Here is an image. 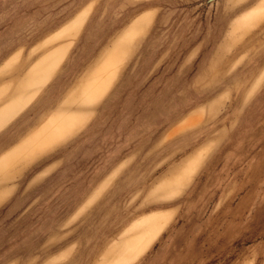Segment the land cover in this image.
Wrapping results in <instances>:
<instances>
[{"label": "rangeland", "instance_id": "374dc122", "mask_svg": "<svg viewBox=\"0 0 264 264\" xmlns=\"http://www.w3.org/2000/svg\"><path fill=\"white\" fill-rule=\"evenodd\" d=\"M206 1L0 0V104L16 71L39 58L0 107V128L68 45L53 81L62 68L97 64L137 20L145 27L136 40V28L118 39L131 41L121 66L111 54L0 155V264H105L156 221L158 232L128 264L146 249L133 264H264V6L249 12L261 0ZM115 72L93 111L83 112L82 128L58 147L63 153H44L14 173L72 132L81 105ZM198 109L201 123L172 131ZM185 141L215 147L199 168L205 150L192 157L156 189L167 198L157 197L156 186L189 154Z\"/></svg>", "mask_w": 264, "mask_h": 264}, {"label": "crops", "instance_id": "0c3cea01", "mask_svg": "<svg viewBox=\"0 0 264 264\" xmlns=\"http://www.w3.org/2000/svg\"><path fill=\"white\" fill-rule=\"evenodd\" d=\"M261 1L258 2L255 7L250 9L249 12L250 11H254V10L256 11L258 8H261V6H264V0L262 1V3H261ZM130 28H136L137 31L139 30L138 31L139 33L131 41L136 40L145 31V27L141 26V24H139L138 20H137L136 22H134V24H132V26L126 28L125 30H123L118 35L116 40L105 50L104 55L102 56V58L99 60V62L97 64H94V65L90 66V68H88V69L86 68L87 70L83 69V68L77 69L75 67L74 68L73 67H70V68L67 67L66 69L62 68L61 69V73H58L57 77L53 81L52 78L56 74V73H53V72L55 71V68L57 67V65L59 64L60 60L62 59V57L66 53V51L68 49V46H69L68 45L67 48H66L65 53L63 54L61 59L57 62V64L53 68L52 72L47 77V79L38 86V88L34 92V94H32L29 97V99L22 105V107L0 128V155L2 153H4L5 151L15 147L24 138H26L27 136H29L30 134H32L33 132L38 130L53 114L56 113L57 109L61 106V104H63V102L67 98H69V96H71V95H73L74 93L77 92V90L80 88V86L86 80H88L90 78V76L96 70H98V68L107 60V58L111 54L115 53V55H118V56L122 57L121 64H120V66H121L123 61H124V59L126 58V56L128 54L129 43L131 41L119 42L118 39L120 37H122L124 32H126ZM37 60H35L30 66H28V68L23 73L20 72L21 70L20 71H16V73L14 74L15 77L13 78V79H16V81H15L16 86L13 89V91L10 94H8V96L3 97L4 99L1 102L0 107H2L13 96V94L16 92L20 82L23 80V78L25 77V75L27 74L29 69L33 66V64L35 62H37ZM120 66L117 68V71L120 68ZM116 72L113 74L112 78L110 79L108 84L104 87V89L94 99H92L91 101H89L85 105H81L82 107L80 108V110L78 109L79 110L78 115L80 116V121L73 128L72 132L58 137L51 145L47 146L43 150H41V149L38 150L37 151L38 154H36L34 157L30 158L28 161H26L23 164H21L17 168V170H14V173L20 172L22 169L25 168V166L28 165L29 162L33 161L36 158L41 157V155L44 154V153H63V150L59 149L58 147L62 143H64L66 141V139L71 138L73 135L76 134V132L80 128H82V126L85 124V118H84L85 115L83 114V112L87 111V112L91 113L93 111L92 109H93L94 102L97 99H99L102 95H104L106 93V91L111 87V83L114 80L113 77L116 74ZM50 80H52V82L44 90L45 93L38 98L37 102L34 105H32L30 108H28V110H26L23 114L20 115V113L23 110L26 109L27 105H29V103L31 102L32 98H34V96L38 93L40 88L43 85H46L47 82H49ZM17 116H19L18 119H16L13 122V120ZM202 118H203V111L201 109L200 110L198 109L196 111H192L183 120H181L173 128L172 131H177V130H180V129L193 127V126L197 125L198 123H201L202 122ZM7 125H9V127L8 128H4ZM188 145H190V142L189 141L188 142L185 141L183 147H184V150L190 151V152H187L189 154L186 155V157L180 163H178L177 165L173 166L170 169V171H169L170 176H168L165 180H163V182H160L156 186L155 192H156V189L162 183H164L165 181H167L168 179L173 177L181 168H183V166L192 157L196 156L201 150H205V154H204V156L202 158V161H201L200 165L198 166V168H199L201 166V164L205 161V159L210 155V152L214 149L215 142H208V143L200 144L198 146L197 145L195 146V145H192V144H191V146H188ZM181 148H182V143H181ZM198 168H197V170H198ZM156 195H157V197H160V198H167V197H163V196L158 195L157 192H156ZM170 197H172V196H170ZM140 256L138 258H140ZM135 261H133L130 264H133Z\"/></svg>", "mask_w": 264, "mask_h": 264}, {"label": "bare ground", "instance_id": "6f19581e", "mask_svg": "<svg viewBox=\"0 0 264 264\" xmlns=\"http://www.w3.org/2000/svg\"><path fill=\"white\" fill-rule=\"evenodd\" d=\"M58 126V128H60ZM68 134V133H67ZM190 176L182 177L179 182L185 184L189 180ZM161 223L159 221L148 224L146 228L140 229L138 233L134 236H130L119 245V249L116 250L115 255L107 257V262L105 264H128L132 259H134L138 254H140L146 246L151 242L156 232H158Z\"/></svg>", "mask_w": 264, "mask_h": 264}, {"label": "water", "instance_id": "95a60500", "mask_svg": "<svg viewBox=\"0 0 264 264\" xmlns=\"http://www.w3.org/2000/svg\"><path fill=\"white\" fill-rule=\"evenodd\" d=\"M210 1H212V0H207L206 3L210 2Z\"/></svg>", "mask_w": 264, "mask_h": 264}]
</instances>
